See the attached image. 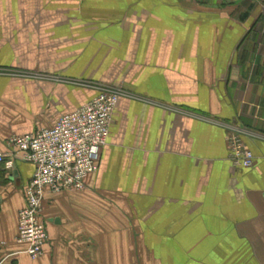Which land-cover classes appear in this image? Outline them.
Here are the masks:
<instances>
[{
    "label": "crops",
    "instance_id": "crops-1",
    "mask_svg": "<svg viewBox=\"0 0 264 264\" xmlns=\"http://www.w3.org/2000/svg\"><path fill=\"white\" fill-rule=\"evenodd\" d=\"M106 86L125 94L99 168L45 196L38 259L18 240L35 167L0 164V264H264V0H0L7 156Z\"/></svg>",
    "mask_w": 264,
    "mask_h": 264
},
{
    "label": "built area",
    "instance_id": "built-area-1",
    "mask_svg": "<svg viewBox=\"0 0 264 264\" xmlns=\"http://www.w3.org/2000/svg\"><path fill=\"white\" fill-rule=\"evenodd\" d=\"M124 94L119 88L102 87L95 98L61 115L52 127L12 136L8 140L12 148L9 156L0 149V164L7 170H12L16 161L35 167L25 187L26 205L18 215V240L26 243L32 259L41 257L48 240L46 222L42 218L45 196L85 189L87 178L99 168L101 150L107 144L115 109ZM231 146L237 164L245 168L254 165L251 150L237 140Z\"/></svg>",
    "mask_w": 264,
    "mask_h": 264
}]
</instances>
